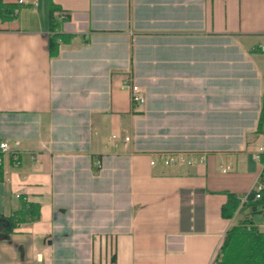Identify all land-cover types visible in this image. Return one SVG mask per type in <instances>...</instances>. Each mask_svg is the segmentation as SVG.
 <instances>
[{"label":"crops","instance_id":"0c3cea01","mask_svg":"<svg viewBox=\"0 0 264 264\" xmlns=\"http://www.w3.org/2000/svg\"><path fill=\"white\" fill-rule=\"evenodd\" d=\"M1 1L20 8L0 30V141L20 164L5 157L0 264H214L242 219L228 194L263 172L264 0H53L54 58L49 0ZM172 153L205 162L150 164ZM22 200L40 218L10 230Z\"/></svg>","mask_w":264,"mask_h":264},{"label":"trees","instance_id":"16d2710c","mask_svg":"<svg viewBox=\"0 0 264 264\" xmlns=\"http://www.w3.org/2000/svg\"><path fill=\"white\" fill-rule=\"evenodd\" d=\"M19 5L5 4L0 0V30L1 25L11 22L17 17ZM61 8L53 0H49V54L54 58L59 55L60 45L67 41V36L60 32L61 20L55 13ZM65 17L64 20H67ZM264 124V109L259 122L261 128ZM264 160V156L262 158ZM4 178V168L0 165V181ZM23 207L7 220L11 229L28 222L37 221L40 218V206L27 203L22 200ZM236 214L242 215V219L231 227L219 248L214 264H264V231L255 223V217L264 218V191L261 198L256 199V193L252 192L244 201L243 198L229 193L227 201L222 206V215L226 219H232Z\"/></svg>","mask_w":264,"mask_h":264},{"label":"built area","instance_id":"2783aa9c","mask_svg":"<svg viewBox=\"0 0 264 264\" xmlns=\"http://www.w3.org/2000/svg\"><path fill=\"white\" fill-rule=\"evenodd\" d=\"M22 3L23 0H20V4ZM34 5L36 6L37 3H34ZM263 50H264V46H263ZM125 86L128 88L130 92V101L132 107L141 106L145 104L146 95L144 91L140 88V86L137 84L136 80H134L133 78L132 79L128 78L126 80ZM125 140L129 141V137H126ZM6 156H10L14 164L16 165L20 164L18 152L16 150H12L8 142L0 141V165L4 166ZM263 156H264V147L260 149V152L257 155V159L262 164L263 172L260 176V180L250 192V193L252 192L256 193V199H260L261 192L264 191V160H262ZM204 162H205V156L202 155L195 156V155L172 153V154H159L157 157L151 159L150 164L152 166H155L158 163H162L164 166L172 167V166H194V165L202 164ZM97 165L98 167L101 166L99 162H97ZM248 195L243 198L244 201L247 199ZM17 197L19 198L20 196L18 195Z\"/></svg>","mask_w":264,"mask_h":264}]
</instances>
